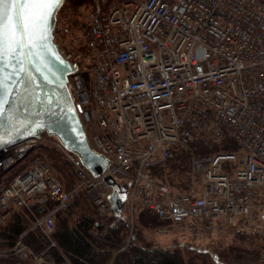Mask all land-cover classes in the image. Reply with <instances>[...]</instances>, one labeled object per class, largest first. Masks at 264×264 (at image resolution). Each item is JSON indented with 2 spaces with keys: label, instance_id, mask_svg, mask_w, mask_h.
<instances>
[{
  "label": "built area",
  "instance_id": "built-area-1",
  "mask_svg": "<svg viewBox=\"0 0 264 264\" xmlns=\"http://www.w3.org/2000/svg\"><path fill=\"white\" fill-rule=\"evenodd\" d=\"M81 13L57 18L53 43L77 66L68 93L111 166L94 177L55 139L76 169L66 189L43 156L29 155L42 135L0 149V233L11 215L29 217L0 264H71L52 239L55 214L81 189L111 214L105 176L127 186L130 221L149 213L160 235L198 239L264 221V0H92ZM227 141L237 148L191 157L185 189L151 172L189 144ZM36 231L48 243L37 252L25 242Z\"/></svg>",
  "mask_w": 264,
  "mask_h": 264
},
{
  "label": "trees",
  "instance_id": "trees-1",
  "mask_svg": "<svg viewBox=\"0 0 264 264\" xmlns=\"http://www.w3.org/2000/svg\"><path fill=\"white\" fill-rule=\"evenodd\" d=\"M91 1L65 0L63 6L75 14L77 10L88 7ZM236 148L233 141L211 146L192 143L177 152L173 159L154 166L151 172L176 189H185L192 156H205ZM29 155L43 156L57 171L66 189L76 185V169L60 151L43 144L30 151ZM28 224L29 217L25 214L8 217L0 233V248L11 247ZM54 227L52 239L71 264H208L200 249L192 242H175L169 248L146 241L140 230L131 227L126 207L120 215L101 216L84 189L78 191L66 209L55 214ZM93 227L97 229V235L91 233ZM262 238L264 246V235ZM25 242L36 252L48 245L38 231L27 233ZM51 252L57 256L55 248ZM8 264L22 263L9 260Z\"/></svg>",
  "mask_w": 264,
  "mask_h": 264
},
{
  "label": "water",
  "instance_id": "water-1",
  "mask_svg": "<svg viewBox=\"0 0 264 264\" xmlns=\"http://www.w3.org/2000/svg\"><path fill=\"white\" fill-rule=\"evenodd\" d=\"M64 2L56 10L53 20L52 52H40V59L32 57L30 62L25 60L23 72L18 70L19 66L14 68L11 64L0 72L2 77L12 74L6 81L7 94L0 97L6 101L0 115V141H3L0 149L39 138L41 134L47 135L74 154L92 176L98 177L111 166V161L89 145L66 87L67 76L76 71L77 66L66 61L53 43L57 13ZM37 124L43 127L37 129ZM103 180L111 189L108 195L111 213L120 215L127 198V186L111 176H105Z\"/></svg>",
  "mask_w": 264,
  "mask_h": 264
},
{
  "label": "snow or ice",
  "instance_id": "snow-or-ice-1",
  "mask_svg": "<svg viewBox=\"0 0 264 264\" xmlns=\"http://www.w3.org/2000/svg\"><path fill=\"white\" fill-rule=\"evenodd\" d=\"M62 3L63 0H0V72L10 64L14 68L19 66L18 70L23 72L25 60L40 59V52H52L53 20ZM11 75L0 76V97L7 94L6 81ZM5 102L0 99V115ZM41 127L36 125L37 129Z\"/></svg>",
  "mask_w": 264,
  "mask_h": 264
},
{
  "label": "rangeland",
  "instance_id": "rangeland-1",
  "mask_svg": "<svg viewBox=\"0 0 264 264\" xmlns=\"http://www.w3.org/2000/svg\"><path fill=\"white\" fill-rule=\"evenodd\" d=\"M83 9V8H81ZM81 9L75 14L66 6H62L58 18H69L81 16ZM68 35L62 43H68ZM55 138L42 135L41 143L54 148L62 153L55 145ZM63 154V153H62ZM64 155V154H63ZM24 161L19 162L16 168L23 166ZM90 198V197H89ZM91 200V199H90ZM95 207V206H94ZM98 212V211H97ZM131 227L140 230L146 241L162 247H173L175 242H192L200 249V253L206 258L208 264H257L260 253L264 250L262 246L264 235V221L258 222L253 227L238 229L234 227H223L212 231L210 234L198 239H192L186 232L180 231L173 235H160L154 230L158 221L151 214L137 213Z\"/></svg>",
  "mask_w": 264,
  "mask_h": 264
}]
</instances>
